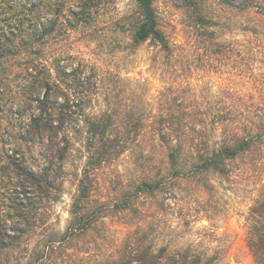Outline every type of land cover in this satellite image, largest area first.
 I'll return each mask as SVG.
<instances>
[{
	"label": "trees",
	"instance_id": "1",
	"mask_svg": "<svg viewBox=\"0 0 264 264\" xmlns=\"http://www.w3.org/2000/svg\"><path fill=\"white\" fill-rule=\"evenodd\" d=\"M133 1L134 11L119 15L114 0H0V254L45 225L49 209L60 200L65 163L76 142L86 162L69 225L52 241L68 243L97 230L106 217V207L92 199L94 172L138 148L143 120L133 111L87 112L97 95V75L73 49L81 40L100 41L107 31L128 36L125 48L135 50L150 41L170 54L154 0ZM253 2L229 0L227 5L237 9L243 3L244 9ZM187 3L195 10L193 25L209 43L210 53L226 57L227 45L217 41L213 20L197 14L193 1ZM178 99L172 95L155 126L171 178L186 175L201 181L208 174L226 176L231 162L263 150L264 110L252 118L246 115L243 122L239 117L246 112L171 106ZM168 184L143 179L136 195L153 196ZM247 223L254 264H264V196L250 207ZM100 264L217 263L216 256L204 257L190 249L155 248L149 233L137 227L118 252Z\"/></svg>",
	"mask_w": 264,
	"mask_h": 264
},
{
	"label": "rangeland",
	"instance_id": "2",
	"mask_svg": "<svg viewBox=\"0 0 264 264\" xmlns=\"http://www.w3.org/2000/svg\"><path fill=\"white\" fill-rule=\"evenodd\" d=\"M190 1L197 14L213 20L217 41L227 45L226 57L212 55L209 43L198 36L195 10L188 0H154L159 27L172 49L168 55L150 41L135 50L125 48L128 36L107 31L100 41L74 44L73 52L97 75V95L87 112L133 111L143 120L138 148L94 172L92 199L106 207L97 230L60 243L52 240L69 225L86 162L76 142L65 163L60 200L49 209L45 225L18 247L1 253L0 264H100L115 255L137 227L149 233L155 248L190 249L204 257L216 256L217 264H254L247 245V217L264 196V147L231 162L226 176L208 174L201 181L186 175L171 178L155 126L173 94L179 99L171 106L243 111V122L246 115L252 118L264 110V0H254L244 9L243 3L231 8L229 0ZM113 5L119 15L135 8L133 0H114ZM146 178L169 184L153 196L136 195V186Z\"/></svg>",
	"mask_w": 264,
	"mask_h": 264
}]
</instances>
